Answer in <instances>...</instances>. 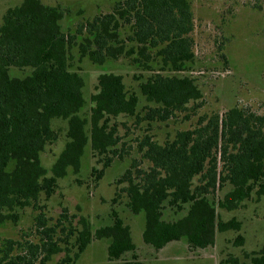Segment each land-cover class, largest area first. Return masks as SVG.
<instances>
[{"label": "trees", "instance_id": "trees-1", "mask_svg": "<svg viewBox=\"0 0 264 264\" xmlns=\"http://www.w3.org/2000/svg\"><path fill=\"white\" fill-rule=\"evenodd\" d=\"M64 15L60 6L24 0L6 10L0 26V226L17 223L19 210L33 207L40 211L41 234L38 242L22 245L27 254H13L22 247L19 241L0 244V264H48L63 251L57 264H77L95 238L110 240L109 261L146 264L136 254L129 225L114 206L112 223L95 231L81 218L82 229L73 244L77 251L71 252L60 244L63 239H55L56 227L46 226L41 199L56 192L58 180L70 168L80 171L89 144L96 155L105 156L104 169L114 156H122L118 126H110L109 118L126 115L148 123L166 122L203 97L193 77L175 74L195 58L191 2L117 0L110 11L78 21L67 31L61 24ZM74 47L80 59L97 65L126 58L152 71L140 84L150 103L144 113L137 111L139 98L127 91L123 76L103 72L99 90L91 96L90 119L82 117L85 82L72 68ZM11 68L30 72L13 76ZM55 119L67 120L68 139L48 170L41 156L58 138ZM139 148L142 158L134 159L121 177L120 183H127L121 191L127 195L129 210L144 216L143 241L157 250L182 239L195 249L214 245L217 232H239L242 226L236 216L224 220L218 208L234 211L254 194L264 196V115L244 107L201 116L194 128L181 130L164 143L147 135ZM227 186L219 198L217 191ZM182 212L178 218L169 215ZM236 239L238 244L244 241L241 234ZM127 253H132L130 259L123 258ZM222 264H264V245L248 260L231 256Z\"/></svg>", "mask_w": 264, "mask_h": 264}, {"label": "rangeland", "instance_id": "rangeland-1", "mask_svg": "<svg viewBox=\"0 0 264 264\" xmlns=\"http://www.w3.org/2000/svg\"><path fill=\"white\" fill-rule=\"evenodd\" d=\"M24 0H0V26L9 7L20 5ZM46 5L60 6L65 15L61 22L64 30H73L83 19H91L99 12L110 11L117 0H41ZM194 14L195 58L187 68L175 73L188 75L196 80L203 97L197 103L191 102L189 109L178 113L166 122L138 121L136 117L120 115L109 118V125L117 124L121 142L118 145L121 157H113L109 167L104 169V155H96L90 144L81 159L78 173L71 168L65 177L58 180L56 192L41 199L46 226L56 227L55 239L61 238V245L77 251L74 242L82 229L81 218L90 224L92 231L112 223L110 216L114 206L125 224L129 225L137 246L136 254L146 264H222L231 256L241 261L259 252L264 245V196L245 200L234 211L219 209L224 220L236 216L242 222L241 230L217 232L215 243L207 248H190L185 239L169 242L157 250L143 241L144 216L133 214L127 207V195L121 190L127 183H120L121 177L134 159L141 160L140 144L149 135L153 140L164 143L173 139L177 132L194 128L201 116L221 113L236 105L264 115V0H190ZM72 68L83 77V93L86 103L80 115L90 119L94 102L91 96L99 90V75L103 72L121 74L126 89L139 98L137 111L144 113L150 103L145 99L140 84L152 71L143 70L129 62V59L108 60L103 65L79 58L77 47L72 49ZM156 69L160 65H153ZM11 75L23 77L29 69L11 68ZM195 105V107H193ZM193 107V109H192ZM58 138L42 153V163L50 170L67 142V120H53ZM103 170V171H102ZM103 172V173H101ZM197 183V178L195 180ZM229 186L217 191L222 198ZM115 200V203H114ZM17 223L8 221L0 226V244L7 239L38 242L37 216L40 211L33 207L19 210ZM170 216L178 218L184 215ZM168 217V215L166 216ZM72 230V231H71ZM241 234L242 244L236 242ZM107 238L93 239L77 260V264H123V260L109 261ZM22 247H16L13 254H27ZM65 252L53 255L48 264H57ZM132 253L123 258L130 259Z\"/></svg>", "mask_w": 264, "mask_h": 264}]
</instances>
